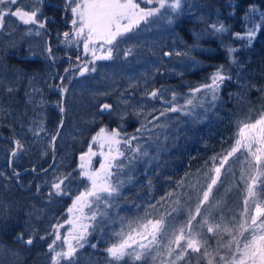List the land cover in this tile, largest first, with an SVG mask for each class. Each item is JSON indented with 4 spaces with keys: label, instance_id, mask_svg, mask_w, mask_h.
I'll use <instances>...</instances> for the list:
<instances>
[{
    "label": "trees",
    "instance_id": "16d2710c",
    "mask_svg": "<svg viewBox=\"0 0 264 264\" xmlns=\"http://www.w3.org/2000/svg\"><path fill=\"white\" fill-rule=\"evenodd\" d=\"M33 2L22 0L25 9ZM251 5L264 12V0H182L176 24L169 26L153 21L143 26L144 30L133 33L132 41L140 42L133 56L125 54L129 42H123L118 51L114 49L113 59L101 60L96 71L85 76L79 75L80 69L72 71L71 68L79 63L78 54L63 42L62 33L70 32L63 22L69 19L64 0H44L41 4V13L49 21L47 30H42L46 33V40L34 34L27 35V29L32 26L23 24L16 17L6 16L5 28L0 30V78L10 83L17 73L22 76L14 93H7L0 87V108L4 109L0 112V249L8 255L20 257L19 264H51L48 243L52 237L40 240L38 236L50 232L57 222H64L73 197L87 185L79 175L78 159L88 152L92 137L101 127L138 135L139 143L148 155L124 169L121 198L116 206L107 210L108 217L101 219L97 215L93 222L96 230L89 245L76 253L75 264H109L104 249L112 232L118 228V217L142 215L147 203L161 201L169 192L174 193L172 200L177 198L175 194L180 198V205L172 206L194 207L195 194L189 186L199 180L204 183L202 178L194 179L195 175L204 173L210 158L230 148L239 120L246 116L255 119L264 109L262 93L256 90L264 89V27L251 46L233 35L244 33L247 23L252 26L244 19ZM251 21L259 23V15L251 17ZM219 23H223L228 31L213 32L211 25ZM49 46L52 53L46 56L44 49ZM228 47L238 49L232 54L235 63L229 58ZM166 52H187L188 55L165 56ZM50 55L56 59H49ZM220 66L232 79L221 85L216 101L202 107H187L184 113L167 112L148 124L151 131L136 133L141 122L152 120L151 116L147 120L144 116L150 108L155 109L154 115H160L162 109L169 107V102L180 108L193 94L190 89L209 83L208 78ZM65 69L70 71L65 73ZM61 77L68 88L63 96L64 113L55 103L62 99L59 91L49 87L60 84ZM30 79L34 87L41 89L40 93H33L32 103H28L25 95L31 92ZM154 89L166 90L162 93L163 99L145 95ZM173 92L177 94L175 101ZM40 99L46 101L42 107L38 104ZM124 99L128 100L127 105L120 102ZM104 103L112 105L111 115L99 111ZM141 105L143 111L137 116L134 109ZM124 111L128 114L121 120L120 114ZM167 116L169 125L165 130L155 126L163 125ZM64 119V129L54 144L53 137H57L60 121ZM40 121H43L44 131L34 135L29 129H38ZM152 124L154 127L150 128ZM3 136L20 140L24 150L12 159L15 144ZM13 170L20 174L19 177L13 174ZM52 171L57 175L72 173L71 180L66 181L72 195L58 199L52 196L50 200H55L47 207L49 192L42 183ZM233 171L235 177L222 179L226 183L219 193L224 200L226 216L240 211L243 198L240 189L232 187L233 180L239 176L236 167ZM181 181L185 185L183 188L177 187ZM216 187H220L219 183ZM186 190L192 196L191 200H185ZM35 203L48 209L37 213L32 207ZM179 219H184L183 214ZM30 220H34L33 228L28 227ZM33 229L38 230V236L32 247L17 239L21 233L27 239ZM208 243L214 247L216 239H209ZM18 250L20 254L15 253ZM62 264L67 262L62 261ZM192 264H196L195 259Z\"/></svg>",
    "mask_w": 264,
    "mask_h": 264
},
{
    "label": "snow or ice",
    "instance_id": "6c2138e0",
    "mask_svg": "<svg viewBox=\"0 0 264 264\" xmlns=\"http://www.w3.org/2000/svg\"><path fill=\"white\" fill-rule=\"evenodd\" d=\"M42 3L43 0H34L33 5L25 9L22 0H0V30L5 28V17L10 15L18 18L23 24L32 26L27 29V35L40 36V29L47 30L46 24L49 22L48 18L43 17L41 13ZM140 3H155L156 6L141 8ZM140 3L136 0H65L64 8L72 14L70 23L73 31L62 33L63 42L68 46L76 47H80L82 42L84 55L90 54L91 56V60L86 61L83 67L76 65L80 69V76L86 72H95L94 62L96 60L113 59L114 49L118 51L121 44L125 42V38H130L128 34L140 29L142 22L147 26L153 22L150 18H164L168 12L179 14L178 10L182 7V0H140ZM161 9H166V12L161 13ZM256 14L259 15V23L251 21V17ZM244 19L251 22L252 26L246 28L244 33L233 35L236 39L245 41L247 46H251L257 33L264 27V12H259L255 5H251ZM211 29L215 33L228 31L223 23L213 24ZM45 50L49 54L52 53L50 46ZM226 50L231 62L235 63L232 54L238 49L228 47ZM125 54H132V49H126ZM173 54L188 55L187 52L164 53L165 56ZM48 58L56 59L52 55ZM80 58L77 56V59ZM89 63L93 64L91 69L87 67ZM69 71L70 69H65V73ZM21 76V73H17L10 83L0 78V87H3L7 93H14L18 90V81ZM60 79V84L49 85V87H54L59 91L62 99L55 103L59 111L64 113L63 96L68 92V88L63 84V77ZM208 79L209 83L190 89L191 93H201L202 90H206L202 92V98L197 104H193L194 96L186 98V104L180 108L172 106L169 102V107L160 111V115L154 116L153 120H159L160 116H165L167 112L181 111L187 105H192L193 108L202 107L203 98L209 95L212 101H216L221 85L225 80H231L232 77L225 72L223 66H220ZM29 87L31 92H26L25 95L28 97V103H32L33 93H40L41 89L34 87L31 79ZM253 87L256 86L253 85ZM256 90L260 91L264 98V89L256 88ZM164 91L166 90L154 89L145 95L153 99H163ZM106 94L100 93V95ZM176 96L177 94L173 92V101L176 100ZM120 102L125 105L129 103L126 99ZM45 103L43 99L38 101L41 107ZM3 111L4 109L0 108V112ZM99 111L111 115L112 105L104 103ZM142 111V105L134 109L137 116ZM153 111L155 109L144 114L145 120L152 115ZM249 111L252 110L249 109ZM127 114V111L122 112L120 119L124 120ZM153 120H147V123L141 122L136 133L151 131L148 124H151ZM62 125L63 120L60 121V126ZM155 126L164 127V125ZM236 127L230 148L206 162L203 173L204 183L200 184L196 181L189 186L195 194L194 207L172 206L180 205V198L179 194H175L177 198L172 200L174 193L169 192L166 198H161V201L147 203L142 209V215L137 214L131 218L118 217V228L112 232L110 242L104 249L109 257V264H181V262L192 264L193 259L196 260V264H264V109L259 111L255 119L246 116L239 120ZM29 131H32L34 135H39L40 131H44L43 121L39 122L38 129L30 128ZM139 139L140 137L136 134H122V129L108 130L101 127L92 137V143L99 144L101 148L107 145V151L100 153L104 159L99 168H90V157L96 155L91 146L88 152L79 158L81 161L79 175L85 177L88 184L83 191L73 197L72 205L67 209V212L73 215L72 219L66 221L72 225V228L62 237L59 229L63 227V224L57 222L52 226V230L44 235L38 236V230L33 229L27 239L24 238L23 233L19 234L17 239L26 245H32L37 236L40 240L51 236V242L48 243L51 264H62V261L75 264L77 249L84 247L82 241L86 242L92 222L96 221L97 215H100L101 219L108 217L107 210L116 206L118 199L121 198V189L124 184L121 175L124 174V169L130 168L136 160L148 155L147 150L139 143ZM54 140L55 137H53ZM133 141L137 143L133 144ZM121 145H123V150ZM23 150L24 144L20 140H15L11 155L15 157ZM237 153L240 154L237 159L242 161L238 180L243 185L244 198L240 211L226 216L224 200L219 195L226 183V180H221L222 169ZM86 157H89V160L84 163ZM13 174L16 177L20 175L15 170ZM223 174L226 178L235 177L231 165ZM71 177L72 173L54 174L50 181H46L52 189L48 194L49 199L54 195L71 196V189L65 183L70 181ZM218 183L220 187H216ZM233 186L239 187L240 185L234 184ZM177 187H185L183 181L178 182ZM214 188H216L215 194L213 193ZM184 195L186 201L192 199L187 190ZM85 209H88L87 213ZM181 214L184 216L183 220L179 219ZM37 218L39 219V216ZM95 230L93 228V231ZM209 234L212 236L210 237ZM212 238L216 239L214 247L208 243V240ZM92 247L95 248L96 245L93 244Z\"/></svg>",
    "mask_w": 264,
    "mask_h": 264
},
{
    "label": "rangeland",
    "instance_id": "374dc122",
    "mask_svg": "<svg viewBox=\"0 0 264 264\" xmlns=\"http://www.w3.org/2000/svg\"><path fill=\"white\" fill-rule=\"evenodd\" d=\"M29 1H31V0H29ZM43 1H44V0H43ZM136 2H137V3H140V0H136ZM33 3H34V2H33ZM33 3H32V5H33ZM64 4H65V0H64ZM30 6H31V5H29V7H30ZM155 6H156L155 3H153V4H144V3H140V7H141V8H151V7H155ZM40 8H41V5H40ZM164 12H166V9H161V13H164ZM178 12H179V14H177V13H175V12H168L167 15L164 16V18H150V20L154 21L155 23L164 22V25L166 24V25H169V26H173L174 24H176L177 20L179 19L180 9L178 10ZM66 16H67V18H69V19H68V20L64 19L63 22H65V23L67 24V26H68L70 32H72V31H73V28H72V25H71V23H70L71 18H72V14H71L70 12L67 11ZM169 21H171V23H169ZM149 25H150V24H149ZM143 26H145V25H144V23L142 22L141 25H140V29L135 30L134 32H137V31H140V30H144V27H143ZM147 26H148V25H147ZM247 26L250 27L248 23H247ZM46 28H47V24H46ZM42 30L46 31L45 29H40V32H41V35H40V36H41L42 40H46V33H45L44 31H42ZM128 36H129L130 38H127V37H126V38H125V42H127V43L129 42V44H128V45H129V48L132 49V54H130V55L133 56V55H134V52H135V49H136L137 45H139L140 42H139V41H132V39L135 37V34L130 33V34H128ZM130 41H132V42H130ZM34 47H35V46H34ZM72 47L76 50L78 56L81 57V58L78 60L79 63H81V64H85L86 61L91 60V56H90V54H89V55H84L83 50H82V42H81V46H80V47H76V46H72ZM141 48H142V46H139V49H141ZM44 51H45V49H44ZM98 54H99V53H98ZM130 55H129V56H130ZM46 56H47V52H46ZM100 62H101V60H96V61L94 62L96 68H97V66L99 65ZM77 63H78V62H77ZM79 63H78V65H79ZM92 66H93V64H91V63L87 64V67H88L89 69H91ZM71 69H72V71H74V72L77 71V70H79V68H77L76 66H73ZM78 72H79V71H78ZM88 73H90V72H86L83 76H85V75L88 74ZM220 89H221V88H220ZM220 89H219L218 93L220 92ZM203 91H206V90H202V92H203ZM202 92H201V93H193V94L191 95V97H192V96L195 97L194 100H193V104H194V105L197 104V103L201 100V98H202ZM211 101H212V100H211V97H210V95H209V96L203 98V100H202V104H205V105H206V104H210V103H212ZM173 106H174V105H173ZM187 107L193 108L192 105H187L186 107H184V109L187 108ZM155 108H157V107H155ZM152 109H154V108H150L149 111H151ZM165 109H166V108L162 109V111L165 110ZM184 109L181 110L180 112L184 113ZM174 114H175V113H174ZM150 116H151V118H152V120H153V117H154V116H159V115H154V114H152V115H150ZM153 121H154V120H153ZM162 123H163V125H164V130H165L166 127L169 125V118H168V116H167L166 120H165L164 122H162ZM152 127H154V124L150 125V128H152ZM134 142H135V141H134ZM91 148H92V151H93L94 153H96V155L90 157V168H91V169H97V168H99L100 163L103 162V159H104L103 156H102L100 153H102V152H106V151H107V145H105L103 148H101V147L99 146V144L92 143V144H91ZM121 148L123 149V145H121ZM86 153H87V152H86ZM239 155H240V154L237 153L236 156H233V157H231V158L229 159L228 164H226V165H225V168L222 169L221 180L225 177L223 173H224V171L229 167V165L232 166V169H234V168L236 167V168H237V171L239 170V174H240V169H241V166H242V161L237 159V156H239ZM88 160H89V157L86 158V162H84V163H87ZM238 161H240L241 163H240L239 165H236L235 163L238 162ZM79 164H80V163H79ZM78 171L80 172L79 167H78ZM113 171H115V169H113ZM54 174L57 175V174H56V171H52V172H51V175L47 178V181H50V180L53 178ZM81 177H82V176H81ZM238 177H239V176H238ZM82 178H83V179L87 182V184H88L87 179H86L85 177H82ZM124 178H125V177H124V174H122V175H121V179L123 180ZM200 178H202V179L205 181V177H204L203 174L195 175V177H194V179H200ZM113 179H115V177H114ZM199 182H200V183H203V182H201L200 180H199ZM65 183H66V182H65ZM42 184H46L44 187L47 189L48 192L52 191V189L50 188V186H49V184H48L47 182H43ZM234 184H237V185H240V186H239V187H235V186H233ZM232 187H233V188H236V189L239 188V189H240V192H241V195H242V197L244 198L243 185L240 184V181H239L238 179L233 180ZM225 192H227V191H225ZM53 197H55V199H56V198L58 199V198H63V197H65V196H55V195H54ZM243 198H242V200H243ZM55 199H54V200H55ZM49 200H50V199H49ZM54 200H50V201H48L49 204L47 205V207H48V206H51L50 204H52V203L54 202ZM37 204H40V203H35V205L32 206V207H35L34 209L37 210V213H38V212H43V213H44L45 210L48 209V208H46V207H44V206H36ZM7 209L9 210V207H7ZM85 212L87 213V212H88V209H85ZM31 213H32V210H31V212H30V215H31ZM98 216L100 217V215H98ZM72 218H73V215L70 214V213H68V212H66V217L63 219L64 222H63V223L60 222V223L63 224V227L59 229V232H60V234H61L62 237L67 233L68 230H70V229L72 228V225L66 222L68 219H72ZM100 218H101V217H100ZM103 219H105V218H103ZM33 222H34V220H30V225H28L29 228H33V227H34V226H33ZM28 227H27V228H28ZM95 227H96V225H95ZM93 228H94V225H93V222H92V227L89 228V235H87V237H86V242H83V241H82V243H84V247L87 246V245H89L90 238H91V236H92V234H93ZM210 235H212V234H210ZM34 243H36V242L33 241V244H32V245H27V246L32 247V246L34 245ZM58 243H59V242H58ZM73 243H75V242L73 241ZM84 247H83V248H84ZM83 248H78V249H77V252H78L79 250L83 249ZM77 252H76V253H77ZM15 253H16V254H20V251L18 250V251H16ZM19 263H20V257H16V256H14V255H8V254L6 253V251H4L3 249H0V264H19Z\"/></svg>",
    "mask_w": 264,
    "mask_h": 264
},
{
    "label": "water",
    "instance_id": "95a60500",
    "mask_svg": "<svg viewBox=\"0 0 264 264\" xmlns=\"http://www.w3.org/2000/svg\"><path fill=\"white\" fill-rule=\"evenodd\" d=\"M11 141H13V142L15 143V141H14V140H11Z\"/></svg>",
    "mask_w": 264,
    "mask_h": 264
}]
</instances>
